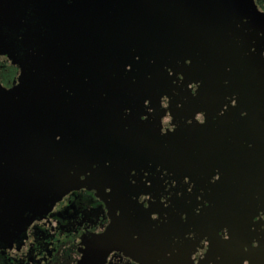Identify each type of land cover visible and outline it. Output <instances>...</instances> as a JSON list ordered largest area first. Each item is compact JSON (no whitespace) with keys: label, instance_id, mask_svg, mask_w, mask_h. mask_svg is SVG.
Segmentation results:
<instances>
[{"label":"water","instance_id":"95a60500","mask_svg":"<svg viewBox=\"0 0 264 264\" xmlns=\"http://www.w3.org/2000/svg\"><path fill=\"white\" fill-rule=\"evenodd\" d=\"M262 33L253 0H0V244L88 190L79 264H264Z\"/></svg>","mask_w":264,"mask_h":264},{"label":"flooded vegetation","instance_id":"af4514ba","mask_svg":"<svg viewBox=\"0 0 264 264\" xmlns=\"http://www.w3.org/2000/svg\"><path fill=\"white\" fill-rule=\"evenodd\" d=\"M255 10L264 14V0H253ZM19 64L0 56V87L17 85ZM109 225L108 210L88 190L68 193L44 217L35 220L12 247L0 244V264H79L78 244L101 235ZM104 264H138L113 252Z\"/></svg>","mask_w":264,"mask_h":264},{"label":"snow or ice","instance_id":"6c2138e0","mask_svg":"<svg viewBox=\"0 0 264 264\" xmlns=\"http://www.w3.org/2000/svg\"><path fill=\"white\" fill-rule=\"evenodd\" d=\"M262 35H264V33H262Z\"/></svg>","mask_w":264,"mask_h":264}]
</instances>
